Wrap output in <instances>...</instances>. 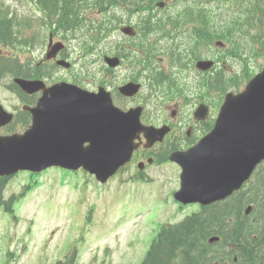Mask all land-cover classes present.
Returning a JSON list of instances; mask_svg holds the SVG:
<instances>
[{
    "label": "rangeland",
    "instance_id": "1",
    "mask_svg": "<svg viewBox=\"0 0 264 264\" xmlns=\"http://www.w3.org/2000/svg\"><path fill=\"white\" fill-rule=\"evenodd\" d=\"M210 7L224 18L242 16L246 11L245 5L226 1L215 2ZM4 9L14 11L19 20L39 16L30 0H0V12ZM245 43L242 49L247 48ZM109 45L107 42L104 46ZM69 49L79 52L76 40ZM21 50L8 48L4 53L8 59L2 62L8 64L16 59ZM92 59L96 62H85V66L89 80L95 81L96 71L103 69L104 63L100 57ZM79 67L77 64L75 72L81 71ZM258 67L251 62L252 72H258ZM50 68L56 77L67 73L56 64ZM3 81L9 82L6 75ZM9 97L8 91L0 90V99L7 104ZM170 166L175 172L166 165L149 170L154 185L118 186V181L111 180L101 186L83 171L57 168L34 176L19 173L8 183L7 195H18L23 187L34 182L38 186L14 204V213L0 214V264H10L9 252L15 253L13 258L17 259L11 264H55L72 254L76 257L72 264H141L160 223H177L191 210L177 211L170 196L159 198L168 195L178 181V170ZM108 247L111 255L104 252Z\"/></svg>",
    "mask_w": 264,
    "mask_h": 264
},
{
    "label": "water",
    "instance_id": "2",
    "mask_svg": "<svg viewBox=\"0 0 264 264\" xmlns=\"http://www.w3.org/2000/svg\"><path fill=\"white\" fill-rule=\"evenodd\" d=\"M61 98L45 115L33 111V126L24 136L0 137V175L82 166L104 182L130 159L137 134L150 131L134 115L115 109L108 94ZM8 119L0 118V127ZM263 158L264 71L242 94L227 97L210 135L171 158L183 169L175 198L202 204L223 199L241 187Z\"/></svg>",
    "mask_w": 264,
    "mask_h": 264
},
{
    "label": "flooded vegetation",
    "instance_id": "3",
    "mask_svg": "<svg viewBox=\"0 0 264 264\" xmlns=\"http://www.w3.org/2000/svg\"><path fill=\"white\" fill-rule=\"evenodd\" d=\"M135 11L137 16L131 19L153 21L154 25L146 30L149 36L157 39L153 43L156 49L149 59L143 58L144 65H141L136 57H125L122 60L120 68L125 72L132 71L136 64L140 69L147 68L136 80L132 77L134 83L142 85L141 93L122 100L126 109L142 107L140 121L143 125L168 129V134L163 140L153 146H146L147 140L143 135L135 140L140 146L125 170L134 171L131 178L148 182L151 180V168L168 163L172 152L189 149L213 128L223 97L222 70L219 62L221 54L220 50L213 46L208 50L202 46L205 40L192 31L195 24L183 22L181 18L174 24L168 22L169 18L165 15L149 11L139 14V9ZM203 25L200 23L201 27ZM198 35L203 37L204 31ZM206 53L207 58L213 60L215 65L211 70L201 72L197 70L196 63L201 57H205ZM165 61L166 64L162 67ZM38 65L41 63L38 62ZM226 74L236 78V72L232 70ZM25 77L45 81L46 85L57 82L39 68L37 74H28ZM127 80L131 81L128 77ZM41 96L42 92H23L18 95L17 100L21 101L25 108L34 106ZM14 120L18 124H28L30 114L15 108Z\"/></svg>",
    "mask_w": 264,
    "mask_h": 264
},
{
    "label": "trees",
    "instance_id": "4",
    "mask_svg": "<svg viewBox=\"0 0 264 264\" xmlns=\"http://www.w3.org/2000/svg\"><path fill=\"white\" fill-rule=\"evenodd\" d=\"M62 1L40 0V4L54 10L57 9V3H62ZM149 1L154 3L158 0ZM65 6L66 9L59 13V16L65 17V20L71 26H75L76 21L73 17L79 15L71 11L68 12L72 7L70 3H66ZM222 24L224 26L221 28V39L230 38L234 30L253 29V35L250 37L255 40L256 44L261 45L264 41V0H253L242 16L222 20ZM12 35L14 36L12 23L0 18V44L4 46L11 45L12 43L10 44L9 41ZM0 186H3V184L0 183ZM4 205L7 210H10L11 201L5 202ZM243 207L242 205L235 211V223L224 234L225 243L235 246L239 260H243L236 264H264V206L262 205L259 210L261 212L255 215L256 221L253 223H251L249 217L244 216ZM228 208L222 209L214 217L209 216L204 219L206 225L203 222L187 220L180 227H170L162 230L154 239L142 264H201L197 258L200 254L194 250L197 240L201 235H204L203 229L209 225L207 222L212 225L215 223V226H224L226 218L232 215L230 211H227ZM258 219H261V221L258 222Z\"/></svg>",
    "mask_w": 264,
    "mask_h": 264
}]
</instances>
